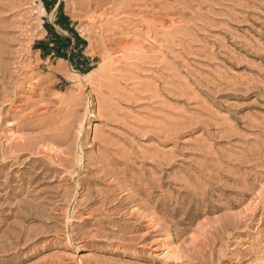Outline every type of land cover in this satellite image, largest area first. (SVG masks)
Masks as SVG:
<instances>
[{"label": "rangeland", "instance_id": "rangeland-1", "mask_svg": "<svg viewBox=\"0 0 264 264\" xmlns=\"http://www.w3.org/2000/svg\"><path fill=\"white\" fill-rule=\"evenodd\" d=\"M0 93V264H264V0H0Z\"/></svg>", "mask_w": 264, "mask_h": 264}, {"label": "bare ground", "instance_id": "bare-ground-1", "mask_svg": "<svg viewBox=\"0 0 264 264\" xmlns=\"http://www.w3.org/2000/svg\"><path fill=\"white\" fill-rule=\"evenodd\" d=\"M24 50V49H23ZM17 62H19V61H17ZM20 64V63H19ZM21 65V64H20ZM20 65H19V67H20ZM17 66V65H16ZM22 66V65H21ZM57 69H61V68H64V64H63V62H59L56 66H55ZM4 68H7V67H5L4 66ZM22 68V67H21ZM21 68H19V69H21ZM3 71H4V69H3ZM16 72H17V69L15 70ZM16 72H14L13 71V73H14V75H15V73ZM21 72V71H20ZM90 73V72H89ZM18 74H20L19 72L16 74V75H18ZM77 76H84V74H76ZM17 78L19 77V76H16ZM13 82V81H12ZM25 82V81H24ZM16 83V82H15ZM14 88V87H13ZM23 88V87H22ZM19 90V89H18ZM14 93V92H13ZM2 94L0 93V96H1ZM14 95V94H13ZM2 97V96H1ZM13 101V100H12ZM70 101V100H69ZM75 101V100H74ZM7 102V101H6ZM9 102H10V100H9ZM82 102V101H81ZM11 103V102H10ZM87 103V102H86ZM81 159V158H80ZM80 159H78L79 161H80ZM78 161V162H79ZM76 162V161H75ZM81 162V161H80ZM73 164V163H72ZM139 188V187H138ZM130 192V191H129ZM75 194V193H74ZM107 199V198H106ZM172 252V251H171Z\"/></svg>", "mask_w": 264, "mask_h": 264}, {"label": "trees", "instance_id": "trees-1", "mask_svg": "<svg viewBox=\"0 0 264 264\" xmlns=\"http://www.w3.org/2000/svg\"><path fill=\"white\" fill-rule=\"evenodd\" d=\"M44 27H45V29H46V31L48 32V34L51 36L52 34H53V28H52V26L50 25V24H48V23H45L44 24ZM77 40L79 41V42H82V40H80V38H77Z\"/></svg>", "mask_w": 264, "mask_h": 264}]
</instances>
